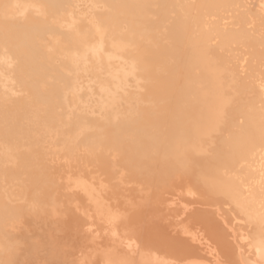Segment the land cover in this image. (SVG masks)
<instances>
[{
    "label": "bare ground",
    "instance_id": "obj_1",
    "mask_svg": "<svg viewBox=\"0 0 264 264\" xmlns=\"http://www.w3.org/2000/svg\"><path fill=\"white\" fill-rule=\"evenodd\" d=\"M0 174V264H264V0H0Z\"/></svg>",
    "mask_w": 264,
    "mask_h": 264
},
{
    "label": "rangeland",
    "instance_id": "obj_2",
    "mask_svg": "<svg viewBox=\"0 0 264 264\" xmlns=\"http://www.w3.org/2000/svg\"><path fill=\"white\" fill-rule=\"evenodd\" d=\"M5 88H6L7 91H8V88H9V87H8V88L5 87ZM7 91H5L4 93H6ZM8 93H9V92H8ZM8 93H7V94H8ZM7 94H5V95H7ZM5 95H4V96H5ZM1 173H2V172H1ZM2 174H4V173H2ZM2 174H0V175H2ZM2 176H3V175H2ZM27 228H28V226H27ZM39 230H40V232H41L42 229H39ZM39 230H37L36 233L32 234L31 237H29V238H30V240L33 241V242H38V240H39V241H40L39 244L42 245V247H43L44 244H41V242L44 243V240H45V239H44L43 237H41V236H38ZM43 231H44V227H43ZM21 232H22V233H25L26 231H25V230H22ZM27 232H28V230H27ZM27 232H26V234H27ZM26 234H25V236H26ZM35 234H37V237H36ZM33 235L36 237L35 239H33V238H34ZM27 236H28V235H27ZM27 236L25 237V240L28 239ZM32 237H33V238H32ZM41 238H43V239H41ZM37 239H38V240H37ZM26 245H28V241L26 242ZM22 247H23V246L21 245V248H22ZM43 248H45V245H44ZM43 251H44V250H42L41 252L44 253L46 250H45L44 252H43ZM42 253L40 254V252H39V253H38V256H39V255H40V256H41V255L43 256ZM45 254H46V252H45ZM42 256H41V258H43L44 256L46 257V255H44L43 257H42Z\"/></svg>",
    "mask_w": 264,
    "mask_h": 264
}]
</instances>
